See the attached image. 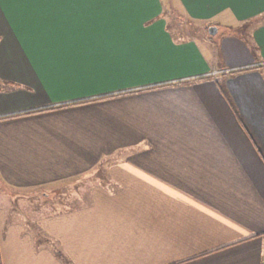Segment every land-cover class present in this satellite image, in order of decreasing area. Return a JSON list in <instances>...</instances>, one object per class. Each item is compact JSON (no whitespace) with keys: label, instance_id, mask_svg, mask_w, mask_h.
I'll list each match as a JSON object with an SVG mask.
<instances>
[{"label":"crops","instance_id":"obj_1","mask_svg":"<svg viewBox=\"0 0 264 264\" xmlns=\"http://www.w3.org/2000/svg\"><path fill=\"white\" fill-rule=\"evenodd\" d=\"M164 1L0 0V180L90 178L33 227L0 205V264H264V0H177L248 27L224 65Z\"/></svg>","mask_w":264,"mask_h":264},{"label":"rangeland","instance_id":"obj_2","mask_svg":"<svg viewBox=\"0 0 264 264\" xmlns=\"http://www.w3.org/2000/svg\"><path fill=\"white\" fill-rule=\"evenodd\" d=\"M164 2L168 27L173 36L177 38H193L208 55L212 56L216 63L221 65L225 64L224 53L221 48L224 38L231 33L238 38L240 33L244 35L248 29V27L243 26L237 30L223 21V28L220 31L217 28L215 36H210L207 33L209 22L221 25L218 21H209L204 26H201L183 16L177 0H165ZM222 71H225V68L220 71H212L210 75L218 76ZM89 179L79 178L71 184L68 183L52 190L42 187L18 189L9 187L0 180V205L5 209L6 216L11 219H19L28 227H33L38 218L64 210L67 206L71 207L78 204V200L81 195H84L85 189H87Z\"/></svg>","mask_w":264,"mask_h":264},{"label":"water","instance_id":"obj_3","mask_svg":"<svg viewBox=\"0 0 264 264\" xmlns=\"http://www.w3.org/2000/svg\"><path fill=\"white\" fill-rule=\"evenodd\" d=\"M207 33H208V35H210V36L216 34V33H217V27L214 26V25L209 26V27L207 28Z\"/></svg>","mask_w":264,"mask_h":264}]
</instances>
